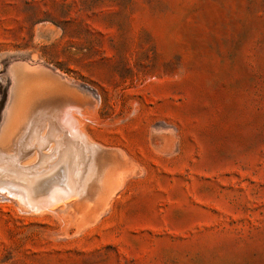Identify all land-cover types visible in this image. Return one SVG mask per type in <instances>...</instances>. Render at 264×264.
<instances>
[{
    "label": "rangeland",
    "instance_id": "obj_1",
    "mask_svg": "<svg viewBox=\"0 0 264 264\" xmlns=\"http://www.w3.org/2000/svg\"><path fill=\"white\" fill-rule=\"evenodd\" d=\"M2 173L0 264H264V0H0Z\"/></svg>",
    "mask_w": 264,
    "mask_h": 264
},
{
    "label": "bare ground",
    "instance_id": "obj_2",
    "mask_svg": "<svg viewBox=\"0 0 264 264\" xmlns=\"http://www.w3.org/2000/svg\"><path fill=\"white\" fill-rule=\"evenodd\" d=\"M35 96V95H34ZM36 96H38V95H36ZM33 97V96H32ZM30 98V99H33V98ZM29 98V97H28ZM27 98V99H28ZM35 98V97H34ZM29 99V100H30ZM23 101V100H22ZM31 101V100H30ZM20 104H22V105H24V103H21L20 102ZM42 108H44V106H42ZM21 109V108H20ZM76 109V108H75ZM78 109V108H77ZM45 110V109H44ZM43 110V111H44ZM70 110H72V109H70ZM24 111V110H23ZM43 111H41V112H43ZM68 111V110H67ZM17 112H19V110L17 111ZM70 112V111H69ZM72 112H73V110H72ZM81 112V111H80ZM64 113H66V112H64ZM71 113V112H70ZM69 114V113H68ZM72 114V113H71ZM70 114V115H71ZM75 114V113H74ZM66 115V114H65ZM69 115V116H70ZM32 116V115H31ZM30 116V117H31ZM29 117V118H30ZM35 117V116H34ZM71 117L72 116H70V118L69 117H67V116H65V117H63V121L62 122H65L64 124H66L67 125V127H69L68 129H72V131L74 132V136H76L77 135V128H75V122H74V120L73 119H71ZM73 118V117H72ZM42 120V119H41ZM48 120V119H47ZM77 120V119H76ZM75 120V121H76ZM30 121L32 122V119L30 118V119H28L26 122H23V123H30ZM79 121V120H78ZM22 122V121H21ZM61 122V123H62ZM24 124V125H25ZM23 125V126H24ZM80 128V127H79ZM53 129H55L54 127H53ZM52 130V129H51ZM57 130V129H56ZM38 131H40V130H38ZM59 132V131H58ZM69 132H70V130H69ZM53 133H55V132H53ZM71 133V132H70ZM76 134V135H75ZM67 135V134H66ZM65 135V136H66ZM73 135V134H72ZM39 136V135H38ZM58 136V135H57ZM74 136H71V137H74ZM6 137H7V135H6ZM37 137V136H36ZM27 139V138H26ZM69 140V139H68ZM47 141V140H46ZM66 143V142H65ZM68 143H70V140H69V142ZM73 143H75V142H73ZM45 145V144H44ZM68 145V144H67ZM74 145V144H73ZM46 146V145H45ZM68 150H69V148H68ZM71 150V149H70ZM82 150V149H81ZM77 151V150H76ZM67 152V151H66ZM68 153V152H67ZM71 153V152H70ZM70 153H68L67 155H69ZM66 156V155H65ZM83 158V157H82ZM12 161L14 162V163H18L19 162V160L17 159V157H14L13 159H12ZM68 162V161H67ZM80 162H82V161H80ZM81 164V163H80ZM56 166V170L54 171V169L52 170L51 169V172L50 171H48V172H44V173H41V175H39L38 176V178L40 179V180H38V181H41V180H43L44 181V179L47 177V176H49L50 178H52L51 176L53 175H56V174H58L59 172H61L62 173V163H53V166L52 167H55ZM41 167V166H40ZM76 167V166H75ZM14 168V167H13ZM66 168V167H65ZM77 169V168H76ZM64 170V169H63ZM67 170V169H66ZM72 170V169H71ZM74 170V169H73ZM54 171V173H52ZM15 172V171H14ZM74 172V171H73ZM78 172V171H77ZM66 173V172H65ZM71 174V173H70ZM3 173L0 175V181L2 182V180L1 179H3V180H5L6 181V178H3ZM7 175V174H6ZM78 175V174H77ZM18 176H20V175H18ZM62 176V175H61ZM67 177H65V179L63 178V180L62 179H58L57 180V184L60 182V185H63V187H61V186H58L57 188L59 189V191H58V193H56V191L54 192V191H50V192H45V193H42V194H40V193H37L38 191H35V192H30V188L31 187H35V186H31L30 188L27 186V187H21L22 189H20V188H14V190H15V193H16V195H18V197L20 198V199H22L23 201H24V204H26L29 208H31V209H33V210H35V211H37V210H42L45 206V204H43V203H40L39 201L41 200V199H45L44 200V202H47V204H54V203H57V202H59V201H61V200H65V199H68L69 197H73V196H75L76 194H77V188H76V184H75V182L73 181V178L71 177V178H69L68 176V174L66 175ZM48 180H50V179H48ZM52 180H54V179H52ZM14 181V180H13ZM56 181V180H55ZM19 182V181H18ZM15 183H17L16 182V180H15V182H14V185H15ZM27 184V183H26ZM39 184H40V182H39ZM45 184V183H44ZM50 184V183H49ZM54 184V183H53ZM52 183L50 184V185H53ZM8 185V184H7ZM28 185V184H27ZM46 185V184H45ZM55 185V184H54ZM8 186H10V185H8ZM59 187H61V188H59ZM71 187H73V189H71ZM45 188H46V186H45ZM49 188H47V190H48ZM52 189V188H51ZM53 190V189H52ZM4 191V190H3ZM44 191V190H43ZM49 191V190H48ZM9 193V192H8ZM15 194H14V196H16ZM13 195H12V197H14ZM16 198V197H15ZM22 201V202H23ZM48 207H49V205H48ZM34 211V212H35ZM38 212V211H37Z\"/></svg>",
    "mask_w": 264,
    "mask_h": 264
}]
</instances>
